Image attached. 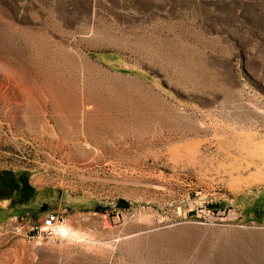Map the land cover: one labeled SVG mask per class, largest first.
<instances>
[{
  "label": "rangeland",
  "instance_id": "374dc122",
  "mask_svg": "<svg viewBox=\"0 0 264 264\" xmlns=\"http://www.w3.org/2000/svg\"><path fill=\"white\" fill-rule=\"evenodd\" d=\"M0 264H264V0H0Z\"/></svg>",
  "mask_w": 264,
  "mask_h": 264
},
{
  "label": "built area",
  "instance_id": "2783aa9c",
  "mask_svg": "<svg viewBox=\"0 0 264 264\" xmlns=\"http://www.w3.org/2000/svg\"><path fill=\"white\" fill-rule=\"evenodd\" d=\"M66 220L56 214L47 215L39 226L31 228V232L38 234V239L46 240L50 244H56L63 235L62 230L66 228Z\"/></svg>",
  "mask_w": 264,
  "mask_h": 264
},
{
  "label": "bare ground",
  "instance_id": "6f19581e",
  "mask_svg": "<svg viewBox=\"0 0 264 264\" xmlns=\"http://www.w3.org/2000/svg\"><path fill=\"white\" fill-rule=\"evenodd\" d=\"M73 233H74V231L69 229V228H64L62 230V234L65 235V236H71Z\"/></svg>",
  "mask_w": 264,
  "mask_h": 264
}]
</instances>
